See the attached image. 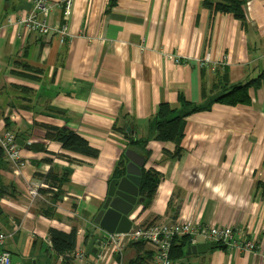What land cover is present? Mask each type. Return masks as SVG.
<instances>
[{
	"label": "crops",
	"instance_id": "1",
	"mask_svg": "<svg viewBox=\"0 0 264 264\" xmlns=\"http://www.w3.org/2000/svg\"><path fill=\"white\" fill-rule=\"evenodd\" d=\"M202 1L73 0L67 17L58 6L50 15L52 25H67L61 43L54 33L42 36L17 23L20 12L33 8L32 0H0V130L8 119L27 145H46L36 151L20 146L21 163L5 160L0 167V185L16 187L0 198V230L17 229L11 239H22L18 252L6 248L26 264H61L52 254L50 228H77L76 246L86 253L94 235L107 234L94 218L126 152L121 127L148 139L145 167L163 175L151 204L136 206L133 224L192 219L244 228L258 245L255 252L207 243L206 251L187 253L190 243L175 264H264V83L249 88V105L216 102L189 115L179 157L171 156L174 142L152 138L160 103L178 109L180 94L200 104L207 100L204 87L208 100L222 92L217 66L227 67L228 86L264 70V0H246V26ZM45 125L75 131L98 156L63 149L46 139ZM66 167L72 170L66 173ZM50 170L66 177L59 199L53 204L51 194L40 190L33 200L28 190L41 180L35 174ZM52 205L48 216L43 211ZM40 244L39 255L25 252L27 245ZM136 254L135 246L128 248L124 261ZM97 257L91 251L86 260Z\"/></svg>",
	"mask_w": 264,
	"mask_h": 264
},
{
	"label": "trees",
	"instance_id": "2",
	"mask_svg": "<svg viewBox=\"0 0 264 264\" xmlns=\"http://www.w3.org/2000/svg\"><path fill=\"white\" fill-rule=\"evenodd\" d=\"M202 6L215 13L231 14L235 18L242 21L244 26H246V0H203ZM217 66V65H216ZM224 66V65H223ZM216 77H219V82L216 85L220 88L222 92L219 95L211 96L208 100L207 90L204 87V97L207 100L203 103L197 104L188 101L183 94L179 96L180 107L178 109H173L168 103H160L156 113L153 116L152 125L154 135L152 138L158 141H172L176 144V149L172 153V157H179L182 154L181 142L184 137V128L186 123V118L196 112L209 110L212 105L216 102L225 103L229 105H249L251 103V97L249 95V88L252 85H258L264 83V70L254 79H251L244 83H235L234 85L228 86V80H225L228 76L227 67L220 66L216 67ZM222 70V76L221 75ZM223 87V88H222ZM46 129V139L51 141L60 142L62 148L77 154H81L88 157H97L99 150L90 145L89 141L66 127H59L54 125H45ZM11 123L6 119V129L12 131ZM121 134L123 138L126 139V150L133 149L140 155H142L146 161L150 158L151 152L147 149L148 139H139L131 135L125 127H121ZM17 138L25 140L20 133H15ZM26 142V141H25ZM30 149L32 150H46V145L44 144H30ZM5 153L2 147H0V167L4 164ZM45 161H50V159H44ZM128 163V158L125 154L121 156L118 161L113 175L110 181L114 178H119L124 175L126 164ZM141 183L139 187V194L144 198L143 206L148 207L157 191V188L163 178L162 173L153 169L146 168L145 165L142 167ZM41 180H44L49 184V188L41 189L43 193H49L52 196L53 204L59 199L60 186L64 177L62 174H56L53 170H50L47 174H35ZM11 188V191L9 190ZM8 188L0 185V198L6 194H14L16 187L11 184ZM56 188V190H55ZM58 190V191H57ZM57 199V200H56ZM52 207V208H51ZM48 206L46 211H43L46 215L51 216L50 212L54 211V206ZM50 211V212H49ZM50 242L52 254L56 255L57 259L61 258V264H75V259L72 255L73 251L76 249L77 245V228H72L70 232H65L56 228H50L49 230ZM92 234L88 233L86 240ZM189 235L176 236L171 245L170 258L175 263L181 260L187 255L186 247L190 245ZM137 248V254L134 259L130 261V264H143L145 261L149 260L153 251L148 250L143 243H136L134 245ZM220 247H225L218 245ZM52 256V255H51Z\"/></svg>",
	"mask_w": 264,
	"mask_h": 264
},
{
	"label": "built area",
	"instance_id": "3",
	"mask_svg": "<svg viewBox=\"0 0 264 264\" xmlns=\"http://www.w3.org/2000/svg\"><path fill=\"white\" fill-rule=\"evenodd\" d=\"M33 8L29 12H20L16 21L24 28L33 33L47 36L50 33L58 35L60 42L65 43L69 32L67 25H52L50 15L58 6L67 17L72 9L73 0H32ZM12 22V20H11ZM0 26V30H1ZM0 147L4 150L5 158L15 165L21 163L20 145L13 131L0 130ZM49 188L44 180L34 183L28 190L30 197L35 200L41 195L40 190ZM133 219V215H131ZM19 228V227H18ZM0 230V264H12V253L6 248L9 239L14 237V232ZM189 235L190 242L196 244L198 239L205 243L225 245L237 251L255 252L257 243L246 235L244 228L231 226L202 225L193 222L192 219H177L171 223L152 222L143 224H132L128 232L107 233L102 238L96 261L87 262L86 248L78 247L72 255L75 262L80 264H130L124 261L123 255L128 248L136 243H143L151 251L152 257L143 264H175L170 258L172 241L176 236Z\"/></svg>",
	"mask_w": 264,
	"mask_h": 264
},
{
	"label": "water",
	"instance_id": "4",
	"mask_svg": "<svg viewBox=\"0 0 264 264\" xmlns=\"http://www.w3.org/2000/svg\"><path fill=\"white\" fill-rule=\"evenodd\" d=\"M17 141L20 146H29L21 138H17ZM125 154L128 158V163L126 164L124 175L110 181L106 199L94 218V224L100 232H128L133 224L131 215L134 213L136 206L144 201V198L139 194V187L141 169L146 163L145 158L133 149L126 150ZM65 170L68 173L72 169L66 167ZM101 240L98 239L97 234L94 235L87 246V254L91 251L96 253L98 249L94 247V244L100 245ZM206 248L207 243L205 242L194 244L187 249V253L204 252ZM11 260L12 264H26L24 259L16 254H12ZM32 264H36V261H33Z\"/></svg>",
	"mask_w": 264,
	"mask_h": 264
},
{
	"label": "rangeland",
	"instance_id": "5",
	"mask_svg": "<svg viewBox=\"0 0 264 264\" xmlns=\"http://www.w3.org/2000/svg\"><path fill=\"white\" fill-rule=\"evenodd\" d=\"M103 237H105V234L100 233V238H103ZM16 243L20 245L22 243V239L20 237H16L15 239H9L8 242H7L9 248L13 252H18V248H17L18 245H16ZM40 246H41V244L38 245L37 247H34L33 245H27V247H26L27 249H26L25 252H28L29 254H33L34 253V254L39 255L40 254ZM46 250H47V246L45 245L44 246V252H46ZM42 253H43V251H42ZM89 258L90 259H94L95 257L92 254V255H90Z\"/></svg>",
	"mask_w": 264,
	"mask_h": 264
}]
</instances>
